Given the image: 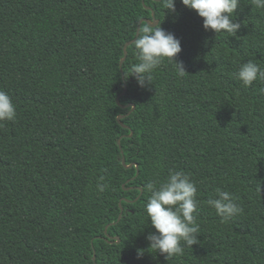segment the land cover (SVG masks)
Wrapping results in <instances>:
<instances>
[{
  "label": "trees",
  "instance_id": "trees-1",
  "mask_svg": "<svg viewBox=\"0 0 264 264\" xmlns=\"http://www.w3.org/2000/svg\"><path fill=\"white\" fill-rule=\"evenodd\" d=\"M175 9L0 0V91L16 108L0 122V264H264V81L235 77L247 60L264 68V9L241 0L235 36L205 30L180 0ZM152 13L179 39L174 59L188 73L164 58L140 87L125 76L140 62L134 42L119 62ZM169 170L196 186L199 235L166 260L148 249L144 206L146 184ZM217 189L242 212L218 216L207 203Z\"/></svg>",
  "mask_w": 264,
  "mask_h": 264
},
{
  "label": "clouds",
  "instance_id": "clouds-1",
  "mask_svg": "<svg viewBox=\"0 0 264 264\" xmlns=\"http://www.w3.org/2000/svg\"><path fill=\"white\" fill-rule=\"evenodd\" d=\"M187 8L196 11L202 18L205 30H211L215 35L224 32L235 36L241 27L235 13L241 6V0H180ZM258 9H264V0H252ZM165 10L174 13L175 0H163ZM138 52L139 63L132 66L125 75L135 78L138 86L144 87L152 82L150 73L158 67L164 58L173 61L177 74L188 73L183 64L174 59L181 51V44L173 33L161 27L160 20L155 24H146L139 30L134 40ZM245 87L254 81H264V68L253 60L242 62L235 73ZM16 116V108L11 97L0 91V122L12 121ZM99 184L98 189L104 190ZM146 189L150 193L145 204L147 220L154 231L147 233L145 239L149 242L148 249L159 252L165 259L183 254L184 246L191 247L198 243L199 225L195 213L198 208L197 189L189 176L180 170H169V174L157 187L156 182H148ZM223 220H230L242 212V208L234 201L232 195L217 189L216 198L207 202ZM142 251V250H141Z\"/></svg>",
  "mask_w": 264,
  "mask_h": 264
},
{
  "label": "water",
  "instance_id": "water-1",
  "mask_svg": "<svg viewBox=\"0 0 264 264\" xmlns=\"http://www.w3.org/2000/svg\"><path fill=\"white\" fill-rule=\"evenodd\" d=\"M152 17H153V20L146 19V18L141 19V20L139 21V23H138V26H137V29H136L135 37H134L133 39L127 41V42L123 45V57L120 59V62H119L120 67H121V65H122V63H123V61H124V59H125V57H126V48H127V46L130 45L131 43H133L134 40H135V39L137 38V36H138V32H139V30H140V24H141V21L144 20V21H146L147 23L155 24L157 21L154 19V13H152ZM125 92H126V84H124V90H123V92H122L121 94H124ZM116 101L119 103V96L117 97ZM128 106H131L129 112H130L131 110H133L134 107H135L134 104H126V105H122V107H128ZM129 112H127V114H128ZM123 117H124V115H119V116H117V120H118V122L121 123V119H122ZM123 126L126 127V125H124V124H123ZM128 135L131 136V135H132V131H130V133H129ZM118 142H119V140H118ZM119 146H120V145H119ZM122 164H123L125 167H127V168H129V167H131V166H133V165H134L136 168H138L137 164H134V163L126 164V163H125V159H124V157H122ZM136 174H138V170H136ZM141 192H142V190H140V194H141ZM140 194H139V195H140ZM139 195H138L134 200H137V198L139 197ZM120 218H121V213L119 214V216H118V218H117V222L120 220ZM104 233L106 234L105 238L107 239L108 242H117V243H118V242L120 241V238H119L118 236H114V237H112V236H108V235H107V226H105V228H104ZM94 259H95V256L93 255V260H94Z\"/></svg>",
  "mask_w": 264,
  "mask_h": 264
}]
</instances>
